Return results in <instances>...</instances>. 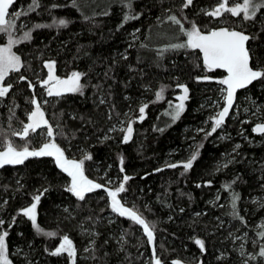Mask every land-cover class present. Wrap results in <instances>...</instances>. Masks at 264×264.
Segmentation results:
<instances>
[{"label":"trees","instance_id":"trees-1","mask_svg":"<svg viewBox=\"0 0 264 264\" xmlns=\"http://www.w3.org/2000/svg\"><path fill=\"white\" fill-rule=\"evenodd\" d=\"M241 1L228 0L227 6ZM222 2L193 0L182 8L183 0H37L39 6L28 11L32 0H17L13 8L27 13L10 30L22 70L8 78L12 87L0 97V150L6 140L30 150L45 143L46 128L26 141L13 136L28 122L35 96L55 143L69 157L84 160L85 175L102 185L115 182L113 188L130 177L121 196L154 229L162 264H264L259 255L264 247V135L253 131L264 122V80L239 93L234 120L206 135L215 108L224 106L218 81L225 73L207 70L198 50L170 47L187 40L168 19L173 15L186 30L193 23L204 32L237 29L253 37L252 65L264 69V8L252 20L227 12L221 18L205 14ZM25 32L30 39H23ZM49 61L56 63L60 78L79 72L82 94L42 96L35 80L46 78ZM178 85L187 87L188 98L173 119L183 92ZM129 122L134 134L124 142ZM189 154H198L191 169L168 166L187 161ZM70 182L51 157L0 167V233L8 232L11 264H73L67 253L51 255L64 236L76 249L74 264H154L138 224L113 212L102 190L79 200L66 191ZM40 193L37 226L42 232L21 211Z\"/></svg>","mask_w":264,"mask_h":264},{"label":"snow or ice","instance_id":"snow-or-ice-1","mask_svg":"<svg viewBox=\"0 0 264 264\" xmlns=\"http://www.w3.org/2000/svg\"><path fill=\"white\" fill-rule=\"evenodd\" d=\"M15 2V0H0V33H9V40L6 46L0 47V82L5 80V77L10 72H18L22 67L21 58L12 51V45L16 43L10 36V30L16 28L15 20L21 15H26L25 12L15 11L10 12V6ZM193 4V0H183L182 8H188ZM228 0L219 3V6L211 12H206L205 14L210 17H220L224 12L230 13L232 16H241L244 20H252L256 17L257 12L264 8V0H243V3H237L235 6H227ZM37 0H32V4L29 6L28 11H34L38 7ZM11 17V19H9ZM135 16H126L125 20L136 19ZM175 25L179 26L181 32H183L187 40L185 43L170 45L172 49L178 48H190L193 50H198L202 54L203 65L207 70L213 69H223L227 75L220 79L218 82L221 85L226 86L222 88L221 91L226 93L223 97L225 104L221 111L217 113L216 117H211L214 120V125L211 131L206 133V135H211L215 133L218 128L222 126L226 118L229 115L230 110L234 104L235 93L238 89H245L249 85L253 84L254 81L264 80V69H254L251 66L252 55L250 54V49L248 48V42L253 39L249 35L243 32L230 30L228 28L213 29L207 32L202 31L195 23L192 24L190 30H186L181 19L177 18L175 15L168 18ZM60 25H66L65 20L59 21ZM37 28L42 27L41 25H36ZM138 31V30H137ZM24 40L30 39V33H24ZM52 61L45 62V67L49 70L47 78L40 81V86L46 89V94L49 97L56 96L59 97L64 93H77L82 94L83 85L80 83L81 74L73 72L71 76L66 79H61L56 77L52 69L54 67ZM21 81L27 80L26 77H19ZM204 79H208L205 77ZM12 85L2 86L0 83V97H5ZM28 87L30 89L35 88V85L31 81L28 82ZM178 87L183 88L184 95L178 97L181 102L176 105V113L173 119H178L180 114L184 111L183 101L188 98V89L186 86L178 85ZM161 98V92L156 93V99ZM45 100L43 103H47ZM30 103L34 106L33 110L27 114V123H23V127L19 132H13V136H19L25 141L29 137L30 133H36L38 129L46 128V136L48 138L54 137V130L49 121L45 117V112L42 110L41 102H39L35 96L32 97ZM103 103V101H101ZM147 105H143L139 108L140 120L144 119V113ZM111 118V117H109ZM115 129H111L114 131ZM122 131H125L122 129ZM202 131V130H201ZM253 131L264 133V124L256 125ZM133 133L132 123L129 122L126 128V135L124 136V142H127ZM107 138V137H105ZM239 147V145H237ZM198 154H193L187 162H182L181 164H171L169 167H183L185 171L189 170L193 166V162L197 159ZM30 157H53L56 166L61 169L64 173H67L71 177L70 185L66 188V191L72 193L79 200H84L87 193H91L96 189L104 188L107 192L108 197L111 198V209L113 212L118 213L121 217H127L133 222L143 227L144 233L147 235L148 242L152 243L154 241V229L142 218L137 211L124 207L120 200L117 199L118 194L125 191L124 183H121L115 190H110L105 188L104 185L95 183L88 179L84 175V160H69L65 157L64 151L54 142L44 143L39 149L30 150L29 147L25 146L21 148H16L11 140H6L4 142L3 150H0V167L4 165H19L23 164L25 160ZM84 159H91L90 155H86ZM123 171V169H121ZM159 171V170H158ZM124 182H127L130 177L125 176ZM199 187V185H197ZM45 192L47 189L44 190ZM35 195L33 197V203L22 209V214L32 222L33 226L38 232L43 230L37 226L36 223V209L40 201L41 195ZM233 198V207L235 208V199ZM4 223L0 220V225ZM48 236H54V233H46ZM264 236V233H261ZM8 232L4 231L0 233V264H11L8 257V247L6 244V237ZM195 243L200 246L203 250L204 245L201 240H196ZM155 253V249H153ZM62 253H67L68 257L73 260L76 255V249L73 246L72 240L68 236L63 237V242L51 253L53 256L61 255ZM261 257H264V247H261L259 252ZM254 258V257H253ZM154 264H162V261L155 257ZM172 264H181L180 261H172Z\"/></svg>","mask_w":264,"mask_h":264},{"label":"rangeland","instance_id":"rangeland-1","mask_svg":"<svg viewBox=\"0 0 264 264\" xmlns=\"http://www.w3.org/2000/svg\"><path fill=\"white\" fill-rule=\"evenodd\" d=\"M241 4L243 3V1H241L240 2ZM235 4H237V2L235 3ZM235 4L234 5H232V6H235ZM217 8V7H216ZM214 10V9H213ZM212 10V11H213ZM13 12H15V11H13ZM211 12V11H210ZM225 13V12H224ZM223 13V14H224ZM222 14V15H223ZM221 15V16H222ZM221 16L220 17H215V18H221ZM235 17H238V18H242V14H241V16H235ZM9 19H11V17H9ZM243 19V18H242ZM220 28H225L224 26H221ZM237 30V29H236ZM6 33H0V47H2V46H6L7 45V43H8V40L9 39H7V41H6ZM12 51L16 54V52L14 51V47H13V45H12ZM16 55H18V54H16ZM52 62H54V61H52ZM21 64H22V60H21ZM45 65V64H44ZM46 68V67H45ZM47 69V68H46ZM259 69V68H258ZM22 70V67L20 68V71ZM48 69H47V75H48ZM52 72H53V74L56 76V77H59L60 78V76L58 75V72H57V66H56V63H54V67H53V69H52ZM15 73V75H16V73L17 72H10L6 77H5V80L3 81V82H0V83H2V86H7L8 85V83H12L13 81H11V80H9L8 78L12 75V74H14ZM18 73H19V71H18ZM77 73H79V72H77ZM46 78H47V76H46ZM45 77H37L36 78V80L35 81H38L39 83H40V81H42V80H44V79H46ZM68 78V77H67ZM61 79H66V78H61ZM82 79V78H81ZM9 80V81H8ZM205 80H210V78H208V79H205ZM80 83H81V80H80ZM224 87V86H223ZM220 93H221V96H222V101H223V103H225V101H224V99H223V97L226 95V93H224V92H222V91H220ZM40 94L42 95V96H46V97H48L47 96V94H46V89L44 88V87H41V90H40ZM65 94H67V93H64L63 95H65ZM63 95H61V96H63ZM184 95V92H182V94L180 95V96H183ZM179 96V97H180ZM6 97V96H5ZM42 98H44V97H42ZM179 102H181V101H179ZM186 102V100H184L183 101V103H185ZM214 105H215V102H214ZM211 107H213V106H211ZM222 106H218L217 105V107L215 108V110H218L217 112H216V114L214 115L215 117L217 116V113L219 112V111H221L222 110ZM236 108V107H235ZM33 110V109H32ZM31 110V111H32ZM42 110L44 111V109H43V107H42ZM45 112V111H44ZM45 117H46V114H45ZM231 119H233L234 120V117H232V115H231V117H230ZM46 119H47V117H46ZM132 123V122H131ZM126 127V126H125ZM125 127H123L124 129H126ZM132 127H133V133H132V135H131V137L129 138V140L128 141H130L132 138H133V134H134V126H133V123H132ZM41 129H43V128H41ZM223 129V126H221L220 127V129L219 130H222ZM38 130H40V129H38ZM37 130V131H38ZM45 143H47V142H54L55 143V141H54V139L53 138H48L46 135H45V141H44ZM56 144V143H55ZM64 154H65V152H64ZM190 156L186 159L187 161L190 159V157L192 156L191 154H189ZM65 157L67 158V159H69V160H77V161H79L78 159H75V158H71V157H69L68 155H66L65 154ZM187 161H184V162H187ZM84 175H85V173H84ZM87 178H89L90 180H92L90 177H88L87 175H85ZM129 180V179H128ZM128 180H127V182H128ZM95 183H99V182H96V181H94ZM127 182H123L124 183V187H125V190H126V184H127ZM112 183H115V182H111L110 183V181H109V183H106L104 186L105 187H108V188H110V189H112V190H115L116 188H118L120 185H118L117 187H112L113 186V184ZM100 184V183H99ZM123 193V192H122ZM122 193H119L118 194V198H120L123 202H125L124 200H123V198H122ZM88 194V193H87ZM86 194V195H87ZM125 204L127 205V202H125ZM37 208H38V205H37ZM35 215H36V223H37V220H38V213H37V209H36V213H35ZM9 257V256H8ZM181 264H186V263H183V262H181ZM199 264H202V263H199Z\"/></svg>","mask_w":264,"mask_h":264},{"label":"water","instance_id":"water-1","mask_svg":"<svg viewBox=\"0 0 264 264\" xmlns=\"http://www.w3.org/2000/svg\"><path fill=\"white\" fill-rule=\"evenodd\" d=\"M16 2H17V0H15V2L10 6V8H9V11L10 12H13V8L15 7V5H16ZM219 29V28H218ZM236 31H240V32H242L241 30H236ZM244 33V32H243ZM246 34V33H245ZM246 35H248V34H246ZM247 46H248V48H249V42H248V44H247ZM199 52V51H198ZM200 53V52H199ZM200 55H201V58H202V54L200 53ZM251 66L254 68V66L252 65V62H251ZM254 69H257V68H254ZM213 70H220V71H222V72H224L225 73V76L227 75V73L223 70V69H213ZM224 76V77H225ZM257 81H254L253 82V84L254 83H256ZM253 84H251V85H249L247 88H245V89H238L237 91H236V93H235V99H234V104H233V106H232V109L230 110V112H229V115H228V117L226 118V120H225V122L223 123V124H225L226 123V121L230 118V116H231V114H232V111L234 110V108H235V106H236V102H237V98H238V95H239V93L240 92H242V91H245V90H247L248 88H250ZM224 86V85H223ZM226 86H224V88H225ZM225 104V103H224ZM222 124V125H223ZM261 124H264V122L263 123H259V124H257V125H261ZM254 133L256 134V135H264V133H260V132H255L254 131ZM31 158V157H30ZM51 158H53V157H51ZM54 159V158H53ZM89 179V178H88ZM93 181V180H92ZM94 182V181H93ZM105 188H107V189H110V188H108V187H105ZM98 190H102V191H104L106 194H107V192L104 190V188H101V189H96V190H94V191H98ZM110 190H112V189H110ZM108 196V195H107ZM108 199H109V203H110V205H111V198L110 197H108ZM117 199H119L120 200V202H121V204L124 206V207H126V208H130L128 205H126L120 198H118L117 197ZM143 218V217H142ZM144 219V218H143ZM146 221V220H145ZM141 229H142V231H143V227L141 226V225H138ZM143 233H144V231H143ZM144 235H145V237L147 238V235L144 233ZM148 239V238H147ZM155 243H156V236H155V234H154V241L152 242V243H149V245H150V247H151V249H152V251H153V249H155ZM153 257H154V259H155V257H157V255H156V253H154L153 252Z\"/></svg>","mask_w":264,"mask_h":264}]
</instances>
